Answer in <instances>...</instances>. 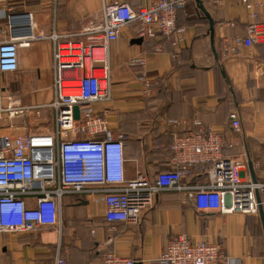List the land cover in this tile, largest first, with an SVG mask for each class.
Returning <instances> with one entry per match:
<instances>
[{
	"label": "crops",
	"instance_id": "crops-1",
	"mask_svg": "<svg viewBox=\"0 0 264 264\" xmlns=\"http://www.w3.org/2000/svg\"><path fill=\"white\" fill-rule=\"evenodd\" d=\"M113 1L7 0L0 6V41L20 45L18 70L0 73V108L52 103L54 46L49 36L78 35L91 23H103V9ZM118 1L142 7L153 0ZM251 2L264 23V0ZM249 21L240 0H187L177 14V29L182 32L141 40L133 23L108 45L111 99L93 108L104 113L115 135L125 136L126 179L139 174L152 178L176 168L170 148L174 137L199 132L195 122L200 121L220 133L225 155L247 153L248 158L241 159L245 178L252 179L251 163L257 181L264 182V44L234 52L225 48V38L246 36ZM142 59L154 82L149 94L139 80ZM233 113L240 117V132L232 127ZM53 130L50 108L39 115L33 110L15 117L0 111V136ZM207 181V174L196 166L183 183ZM106 211L102 195L66 196L61 230L44 227L0 234V264H53L57 254L70 264H102L106 253L134 259L136 264H155L168 243L182 235L194 245L217 244L231 264H264L262 214L200 211L190 191L158 194L138 224L109 222Z\"/></svg>",
	"mask_w": 264,
	"mask_h": 264
},
{
	"label": "built area",
	"instance_id": "built-area-1",
	"mask_svg": "<svg viewBox=\"0 0 264 264\" xmlns=\"http://www.w3.org/2000/svg\"><path fill=\"white\" fill-rule=\"evenodd\" d=\"M7 0H0L5 6ZM187 0H153L133 7L118 0L103 9V23H91L78 35L52 33L55 99L46 106L17 108L14 103L1 112L15 117L43 108L54 112L50 133L0 136V234L36 232L44 227L62 228L63 199L75 194L102 195L109 222L138 224L156 196L165 191L193 192L200 211L223 214H262L264 182L242 175L243 158L227 156L219 132L195 125L199 132L175 136L171 150L176 168L150 178L125 177V136L113 133L93 104L111 99V81L105 50L119 39L121 29L138 25L137 37H172L177 32V14ZM249 12L245 37L225 38L226 51L250 49L264 44V23L251 0H240ZM231 26H235L232 24ZM82 39L76 40V37ZM86 39V41L84 40ZM17 41H0V73L19 68ZM139 80L145 93L153 90L145 61L139 62ZM74 71V75H70ZM78 108V117L75 109ZM235 132L241 131L238 113L230 116ZM232 148L233 146L230 145ZM208 176L204 184L183 183L194 167ZM53 264H70L60 254ZM102 264H136L114 253L103 255ZM155 264H231L222 248L210 242L192 244L187 236L168 243Z\"/></svg>",
	"mask_w": 264,
	"mask_h": 264
},
{
	"label": "water",
	"instance_id": "water-1",
	"mask_svg": "<svg viewBox=\"0 0 264 264\" xmlns=\"http://www.w3.org/2000/svg\"><path fill=\"white\" fill-rule=\"evenodd\" d=\"M206 15L209 17V15L206 13ZM210 18V17H209ZM212 30H214L213 29V23H212ZM78 113H79V110H78V108H76L75 109V116L76 117H78ZM253 167H252V164L250 163V171H251V174H252V180L254 181V182H257V179L255 178V175H254V172H253V169H252ZM262 219H263V223H264V218H263V216H262Z\"/></svg>",
	"mask_w": 264,
	"mask_h": 264
}]
</instances>
